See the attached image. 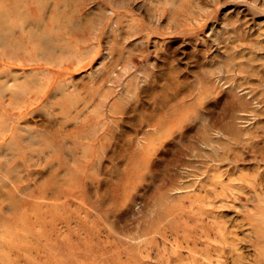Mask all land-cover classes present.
<instances>
[{"label": "rangeland", "instance_id": "374dc122", "mask_svg": "<svg viewBox=\"0 0 264 264\" xmlns=\"http://www.w3.org/2000/svg\"><path fill=\"white\" fill-rule=\"evenodd\" d=\"M0 123V264H264V0H0Z\"/></svg>", "mask_w": 264, "mask_h": 264}, {"label": "bare ground", "instance_id": "6f19581e", "mask_svg": "<svg viewBox=\"0 0 264 264\" xmlns=\"http://www.w3.org/2000/svg\"><path fill=\"white\" fill-rule=\"evenodd\" d=\"M24 91H22L21 93H23ZM21 93H16V92H12V94H11V99H13L14 101L17 99V96L19 95V94H21ZM1 123H0V129H1ZM16 134V131H14V132H12V137H13V135H15ZM87 229V228H86Z\"/></svg>", "mask_w": 264, "mask_h": 264}]
</instances>
